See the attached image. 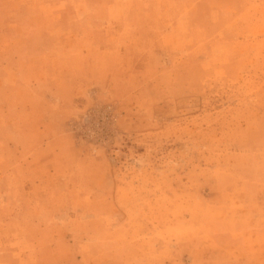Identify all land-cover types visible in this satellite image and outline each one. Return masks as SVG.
I'll list each match as a JSON object with an SVG mask.
<instances>
[{
    "label": "rangeland",
    "instance_id": "1",
    "mask_svg": "<svg viewBox=\"0 0 264 264\" xmlns=\"http://www.w3.org/2000/svg\"><path fill=\"white\" fill-rule=\"evenodd\" d=\"M1 81L0 264H264V0H0Z\"/></svg>",
    "mask_w": 264,
    "mask_h": 264
},
{
    "label": "crops",
    "instance_id": "2",
    "mask_svg": "<svg viewBox=\"0 0 264 264\" xmlns=\"http://www.w3.org/2000/svg\"><path fill=\"white\" fill-rule=\"evenodd\" d=\"M16 71H17V68H16ZM20 72H22V70L20 71ZM13 73V72H12ZM14 74H16V73H14ZM5 75L3 76V81L5 82ZM2 82V81H1ZM1 85L0 86H2L3 88L5 87V88H9L8 86L9 85H7V84H9V83H0ZM232 246V245H231ZM230 246V247H231ZM241 246L242 247H245L246 245H245V242L243 241V242H241ZM217 262H220V261H217ZM217 262H214L215 264H218ZM221 262L222 263H219V264H239V262H241L242 263V260H240V261H234L232 258H225V259H223V260H221Z\"/></svg>",
    "mask_w": 264,
    "mask_h": 264
}]
</instances>
